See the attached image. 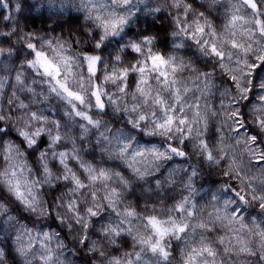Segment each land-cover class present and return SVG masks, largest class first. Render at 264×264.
Masks as SVG:
<instances>
[{
    "label": "clouds",
    "instance_id": "clouds-1",
    "mask_svg": "<svg viewBox=\"0 0 264 264\" xmlns=\"http://www.w3.org/2000/svg\"><path fill=\"white\" fill-rule=\"evenodd\" d=\"M0 264H264V0H0Z\"/></svg>",
    "mask_w": 264,
    "mask_h": 264
}]
</instances>
